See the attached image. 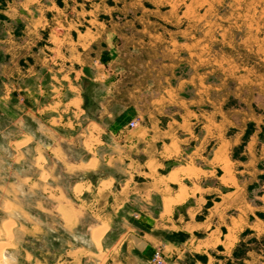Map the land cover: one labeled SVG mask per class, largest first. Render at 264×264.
Returning <instances> with one entry per match:
<instances>
[{
	"label": "crops",
	"instance_id": "0c3cea01",
	"mask_svg": "<svg viewBox=\"0 0 264 264\" xmlns=\"http://www.w3.org/2000/svg\"><path fill=\"white\" fill-rule=\"evenodd\" d=\"M58 1L0 0V159L12 174L0 189L14 213L2 227L14 224L15 237L47 233L46 222L21 203L23 194L38 190L43 196L35 207L71 239L53 261L25 250L24 264H156L157 249L166 264H211L207 254L226 252L224 237L235 230V211L243 205L232 200L234 183L223 180L222 103H199L197 149L190 147L189 117L174 115L190 103L162 96L143 103V90H128L124 77L103 72L92 75L102 86L97 103H84L78 81L64 82L68 74L53 66L62 55L63 31L74 32V23H63ZM47 29L50 59L41 44ZM209 86L216 94L217 84ZM134 117L140 121L131 128ZM63 174L74 179L65 185ZM247 216L253 219V212ZM1 230L13 243L9 229ZM180 234L186 237L170 238ZM236 235L225 262L264 264V233L243 224ZM200 253L202 261H184ZM20 257L4 247L2 260L18 264Z\"/></svg>",
	"mask_w": 264,
	"mask_h": 264
},
{
	"label": "rangeland",
	"instance_id": "374dc122",
	"mask_svg": "<svg viewBox=\"0 0 264 264\" xmlns=\"http://www.w3.org/2000/svg\"><path fill=\"white\" fill-rule=\"evenodd\" d=\"M57 5L63 23H74V32L69 37L67 30L63 31L62 55L53 59V66L68 74L64 82L78 81L84 103H97L102 87L92 79L97 72L124 77L128 90H143L140 98H148L143 103H149L153 96H162L167 103H190L174 115L189 117L191 149L199 146L203 112L199 103L215 98L222 103L221 133L227 163L223 180L224 184L234 183L237 190L232 200L243 205L235 211L239 215L233 219L235 230L224 237L226 252L214 248L207 255L211 264H227L225 258L238 241L237 229L248 224L256 233H264V216H260L264 215V0H60ZM41 34V44L47 45L50 59L53 44L49 29ZM215 83L216 94L209 86ZM139 121L132 118L130 127ZM11 175L2 157L0 183ZM73 179L63 174L61 182L68 185ZM42 196V192L31 190L21 196V203L46 222L44 227L56 231L48 228L39 238L15 237L14 224L2 227L14 213L4 206L6 193L0 189V264H13L2 260L7 244L21 256L18 264H24L25 250L53 261L67 247L69 232L35 207ZM210 205L208 201L206 208ZM250 212L253 219L247 216ZM221 222L226 224L225 218ZM1 228L9 229L13 243L6 242ZM185 237L170 235L175 240ZM156 252L166 264L160 249L153 257ZM204 258L200 253L184 261ZM253 259L260 256L253 255Z\"/></svg>",
	"mask_w": 264,
	"mask_h": 264
},
{
	"label": "built area",
	"instance_id": "2783aa9c",
	"mask_svg": "<svg viewBox=\"0 0 264 264\" xmlns=\"http://www.w3.org/2000/svg\"><path fill=\"white\" fill-rule=\"evenodd\" d=\"M131 125H135V122H131ZM153 261L157 264H164L161 253H159V252L155 253V255L153 257Z\"/></svg>",
	"mask_w": 264,
	"mask_h": 264
},
{
	"label": "bare ground",
	"instance_id": "6f19581e",
	"mask_svg": "<svg viewBox=\"0 0 264 264\" xmlns=\"http://www.w3.org/2000/svg\"><path fill=\"white\" fill-rule=\"evenodd\" d=\"M7 254V253H6Z\"/></svg>",
	"mask_w": 264,
	"mask_h": 264
}]
</instances>
